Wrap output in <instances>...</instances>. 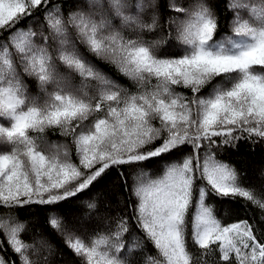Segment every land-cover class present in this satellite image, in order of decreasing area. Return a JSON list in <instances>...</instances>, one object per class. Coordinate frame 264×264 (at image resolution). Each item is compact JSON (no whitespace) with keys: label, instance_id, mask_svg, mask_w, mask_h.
I'll list each match as a JSON object with an SVG mask.
<instances>
[{"label":"snow or ice","instance_id":"obj_1","mask_svg":"<svg viewBox=\"0 0 264 264\" xmlns=\"http://www.w3.org/2000/svg\"><path fill=\"white\" fill-rule=\"evenodd\" d=\"M242 142L264 146V0H0V264H51L53 235L79 264H264V180L222 158ZM110 171L115 210L89 195Z\"/></svg>","mask_w":264,"mask_h":264},{"label":"trees","instance_id":"obj_2","mask_svg":"<svg viewBox=\"0 0 264 264\" xmlns=\"http://www.w3.org/2000/svg\"><path fill=\"white\" fill-rule=\"evenodd\" d=\"M221 15V31L228 32L227 22ZM98 68L104 72L110 78L117 80L122 86L129 90H134L132 83L122 75L118 74L115 69L106 64L103 61H95ZM208 89H205L207 93ZM45 137L49 143L52 142H66L64 137H61L58 132L49 130L46 132ZM75 156L73 150V157ZM222 158L230 160L238 169H243V174L246 175L248 182L259 183L264 180V176L261 175L264 172V146H250L246 142H242L239 149H229L222 155ZM92 199H97L105 202V206L111 207L113 210L123 207L124 191L121 187L119 177L114 171H110L108 175L104 177L102 182L92 190L89 194ZM215 203V201H213ZM61 215L67 217L70 220H77L84 207V203L81 200H69L63 202L57 206ZM229 205L216 203V213L218 216L226 220H235L240 218H246L251 213H245L240 204H232L231 208L233 212L230 216H225L224 210ZM19 213L23 217L30 219L31 223L39 225L47 215L45 211L37 206H31L26 209H20ZM81 235L86 239L91 229L81 228L79 229ZM51 253L48 255V259L51 264H79L78 258H76L64 245L63 239L58 235H53L50 240Z\"/></svg>","mask_w":264,"mask_h":264}]
</instances>
